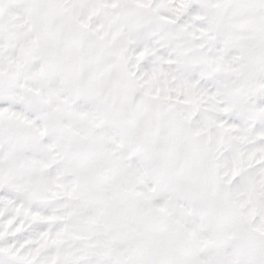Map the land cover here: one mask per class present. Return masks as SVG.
Returning a JSON list of instances; mask_svg holds the SVG:
<instances>
[{"label":"snow or ice","instance_id":"1","mask_svg":"<svg viewBox=\"0 0 264 264\" xmlns=\"http://www.w3.org/2000/svg\"><path fill=\"white\" fill-rule=\"evenodd\" d=\"M0 264H264V0H0Z\"/></svg>","mask_w":264,"mask_h":264}]
</instances>
